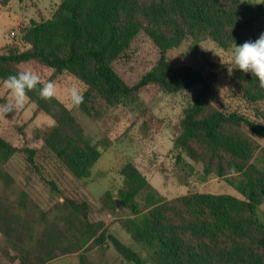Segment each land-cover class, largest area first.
Instances as JSON below:
<instances>
[{
    "label": "trees",
    "instance_id": "16d2710c",
    "mask_svg": "<svg viewBox=\"0 0 264 264\" xmlns=\"http://www.w3.org/2000/svg\"><path fill=\"white\" fill-rule=\"evenodd\" d=\"M9 1L0 0L3 5ZM261 15L248 0H61L49 18L23 28L25 47L11 43L0 50V80L23 70L24 63L52 69L47 81L67 72L85 84L78 107L95 120L119 104L136 103L142 93L153 97L197 87L176 126V163L190 166L186 156L201 165V181L219 177L242 197L195 191L165 199L127 161L119 170L123 185L118 198L106 191L102 206L112 213L120 210L119 224L146 250L149 264H264V165L255 162L258 138L264 140V88L233 63L230 80L254 105L255 118H250L216 104L214 75L189 62L174 67L167 58L185 41L189 51L204 40L225 50L241 44ZM139 35L159 57L137 73L124 69L121 58ZM26 96L54 121L36 132L44 149L74 178L89 177L110 141L94 142L56 96L45 100L36 89ZM17 152L36 167L34 149L16 147L0 136V260L49 264L74 254V264H98L87 252L96 247L104 252L109 242L127 261L147 264L103 221L91 218L87 199L63 196L41 207L4 167Z\"/></svg>",
    "mask_w": 264,
    "mask_h": 264
},
{
    "label": "rangeland",
    "instance_id": "374dc122",
    "mask_svg": "<svg viewBox=\"0 0 264 264\" xmlns=\"http://www.w3.org/2000/svg\"><path fill=\"white\" fill-rule=\"evenodd\" d=\"M248 1L254 7L260 8L262 15L245 34L241 44L256 40L264 32V0ZM60 2L61 0H10L6 5L0 2V50L11 43L25 47L21 38L23 28L32 22L49 18ZM189 43L185 41L167 52L170 64L177 67L189 62L202 68L205 75H214L216 104L255 118L254 105L234 90L230 80L233 69L231 52L234 46L225 50L212 40H204L199 43L197 50L189 51ZM158 57L159 51L144 35H139L121 58V66L127 71L134 68L138 73L149 68ZM21 68L33 70L42 81H47L53 75L52 69L31 63H24ZM51 81L56 85V97L83 125L87 135L94 142L107 138L110 145L102 149L90 176L76 179L60 166L35 137L36 132L52 125L54 121L39 111L27 96L22 107L9 114L0 113V136L16 147L35 150L36 167L26 160L23 152L15 153L4 167L41 207L49 208L58 199L62 200L63 196L87 199L91 207V218L103 221L108 232L138 251L149 264L146 250L133 243L119 224V218L123 217L120 210L112 213L102 206L101 197L106 191H110L115 199L118 198L117 191L123 185V176L119 170L127 161L133 162L165 199L195 191L242 197L235 188L219 177L209 176L206 181H201L198 177L201 165L186 156L183 155L185 161L194 171H190V166L176 163L178 150L173 146L177 136L176 126L183 108L194 100L197 87L176 94L158 93L153 97L142 93L136 103L119 104L103 118L95 120L70 102L69 88L76 85L84 92L86 86L83 82L67 72L57 74ZM11 100L10 91L0 80V104ZM258 141L261 147L255 162L264 165V140L258 138ZM120 206L121 203L117 209ZM260 208L264 212V203ZM107 244L106 251L102 252L96 247L87 254L98 264H133L122 258L109 242ZM77 258V255L69 254L49 264H74ZM0 261L2 264H18L17 261Z\"/></svg>",
    "mask_w": 264,
    "mask_h": 264
},
{
    "label": "clouds",
    "instance_id": "9594fccd",
    "mask_svg": "<svg viewBox=\"0 0 264 264\" xmlns=\"http://www.w3.org/2000/svg\"><path fill=\"white\" fill-rule=\"evenodd\" d=\"M232 63L243 72L254 75L261 88H264V32L256 40H248L243 44H236L231 52ZM4 86L12 95L11 102L0 104V113L9 114L24 105L28 91L36 89L38 95L45 99L56 96L57 89L53 81L40 82V76L31 69L19 70L9 74L3 81ZM72 106H79L84 101L80 88L72 85L68 90Z\"/></svg>",
    "mask_w": 264,
    "mask_h": 264
},
{
    "label": "water",
    "instance_id": "95a60500",
    "mask_svg": "<svg viewBox=\"0 0 264 264\" xmlns=\"http://www.w3.org/2000/svg\"><path fill=\"white\" fill-rule=\"evenodd\" d=\"M120 203H123V201H121V202H117V204H116V205H117V206H119V204H120Z\"/></svg>",
    "mask_w": 264,
    "mask_h": 264
}]
</instances>
